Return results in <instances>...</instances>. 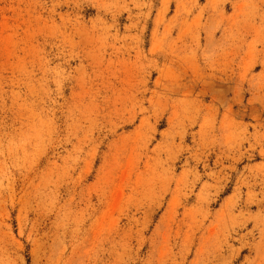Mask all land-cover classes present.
<instances>
[{"label":"rangeland","instance_id":"374dc122","mask_svg":"<svg viewBox=\"0 0 264 264\" xmlns=\"http://www.w3.org/2000/svg\"><path fill=\"white\" fill-rule=\"evenodd\" d=\"M0 264H264V0H0Z\"/></svg>","mask_w":264,"mask_h":264}]
</instances>
